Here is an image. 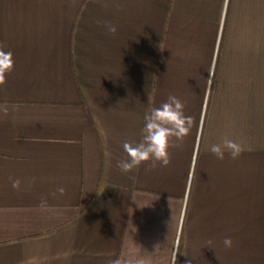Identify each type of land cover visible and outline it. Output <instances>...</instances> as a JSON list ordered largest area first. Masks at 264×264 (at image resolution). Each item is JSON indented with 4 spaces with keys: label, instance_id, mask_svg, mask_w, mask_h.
<instances>
[{
    "label": "crops",
    "instance_id": "obj_1",
    "mask_svg": "<svg viewBox=\"0 0 264 264\" xmlns=\"http://www.w3.org/2000/svg\"><path fill=\"white\" fill-rule=\"evenodd\" d=\"M0 45V264H264V0H0ZM169 95L190 134L121 171Z\"/></svg>",
    "mask_w": 264,
    "mask_h": 264
},
{
    "label": "clouds",
    "instance_id": "obj_2",
    "mask_svg": "<svg viewBox=\"0 0 264 264\" xmlns=\"http://www.w3.org/2000/svg\"><path fill=\"white\" fill-rule=\"evenodd\" d=\"M108 33L115 35L117 27L112 24L107 25ZM15 61L11 51H5L4 46L0 45V87L6 83V77L14 69ZM6 112V107L4 108ZM192 117L184 114V104L174 95H169L166 102L159 107H154L145 116L144 127L142 128V138L138 143L124 142L123 149L127 153L128 159L118 162L121 171L127 173L141 164L151 162V167L158 165L167 167L171 163L169 148L172 146L173 138L182 142L190 134ZM241 143L225 137L221 143L210 147V152L218 159L223 160L225 153L232 159L239 158L244 152ZM13 188H19L20 181L15 180ZM58 191L63 194L64 189ZM226 248H231L233 241L226 237L223 241ZM176 257H173L175 264ZM109 264H148L144 258L130 257L127 259L116 258L109 261Z\"/></svg>",
    "mask_w": 264,
    "mask_h": 264
}]
</instances>
